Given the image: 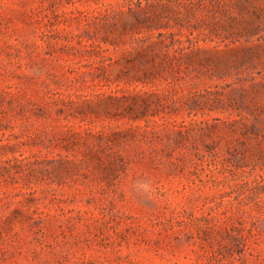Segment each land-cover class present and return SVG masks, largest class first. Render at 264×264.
Instances as JSON below:
<instances>
[{
    "label": "rangeland",
    "instance_id": "1",
    "mask_svg": "<svg viewBox=\"0 0 264 264\" xmlns=\"http://www.w3.org/2000/svg\"><path fill=\"white\" fill-rule=\"evenodd\" d=\"M133 1L0 0V264H264V17L176 2L189 66L130 84L147 33L99 43Z\"/></svg>",
    "mask_w": 264,
    "mask_h": 264
},
{
    "label": "trees",
    "instance_id": "2",
    "mask_svg": "<svg viewBox=\"0 0 264 264\" xmlns=\"http://www.w3.org/2000/svg\"><path fill=\"white\" fill-rule=\"evenodd\" d=\"M176 2L183 3L182 6H186L187 14L192 16L198 9L210 6L208 11L213 14L225 15L229 11V7L238 6L241 8H250V5L254 8V17L249 22V25L245 27L249 32H253L260 29L261 20L264 17V0H138L136 2H130L129 8L133 13V21H125L120 23L117 21H106L104 24L107 28L105 35L101 38V44H111L114 47H118L126 42L127 36H133L134 34L147 33V37L142 38L145 41L141 43L137 49L139 54L135 59H130L127 65L121 70V73L117 77L120 81L126 83H143L149 84L155 79H162L168 82H172L174 78H178V73L182 71L183 67H188L190 62L189 58L192 54L184 53L185 50L192 46H184V42L179 37L183 33V28L188 27L185 21L186 17L179 15L167 14L164 8L175 6ZM189 34H194V29L198 28V25L190 24ZM177 28V29H175ZM189 42L194 44V40L189 38ZM102 44V45H103ZM145 46H150L151 55L145 51ZM152 48V49H151ZM261 92L264 88V76L261 82ZM214 103L221 101L220 97L224 94L222 92L214 91L211 93ZM217 94V97L215 96ZM264 94V91L262 95ZM247 97L248 104L244 103V98ZM126 100L132 99L133 101L128 104V112H134V118H142L145 116V110L148 108V104L138 103L136 95H123ZM229 106L234 109H242L241 105L245 104L250 108V87H248L244 93L242 99L237 98L234 95L229 97ZM256 107L264 110V99H260L259 94L254 99ZM212 104L210 109L216 107V104ZM241 104V105H240ZM142 107V114L138 113L137 108ZM240 118L234 122L229 123L223 121V126L229 127V131L237 133L238 131L244 135H250V113L239 112ZM216 127V126H214Z\"/></svg>",
    "mask_w": 264,
    "mask_h": 264
}]
</instances>
